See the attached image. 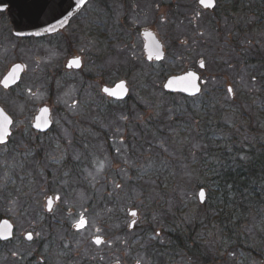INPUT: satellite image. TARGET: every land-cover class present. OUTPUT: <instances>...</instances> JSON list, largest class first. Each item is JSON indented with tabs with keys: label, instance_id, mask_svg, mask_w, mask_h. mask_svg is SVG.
I'll return each instance as SVG.
<instances>
[{
	"label": "rangeland",
	"instance_id": "374dc122",
	"mask_svg": "<svg viewBox=\"0 0 264 264\" xmlns=\"http://www.w3.org/2000/svg\"><path fill=\"white\" fill-rule=\"evenodd\" d=\"M220 2L212 14L197 0H89L61 33L39 42L18 41L8 19L0 17V80L12 65L26 66L14 89L0 87V106L13 119L9 141L0 146V219L14 226L0 264H160L150 247L166 245L165 233L177 221L186 234L196 228L190 246L205 252L208 264H257L240 250L222 248L220 242H230L223 238L226 231H213L214 222L226 217L215 210L219 191L201 181L208 184L207 201L198 203L196 160L204 148H197L180 122L203 117L207 95L222 112L229 103L238 109L245 97L260 95L259 82L238 57L245 49L248 54L260 50L264 57V30L249 34L253 17L242 26L239 15L225 16L232 14L229 3ZM141 30L152 31L163 43L162 62L145 60ZM72 56L82 58L80 71L64 70ZM187 70L200 75L203 96L188 104L162 89L166 77ZM119 81L126 82L129 100L101 93L102 86ZM262 103L252 105L259 110ZM43 105L51 110L53 127L41 135L31 123ZM256 117L262 122L264 112ZM223 122L238 138L236 157L248 162L249 145L259 134L256 121L249 128L233 125L231 116ZM260 140L264 143V134ZM259 188L264 199V180ZM48 197L54 200L51 212L45 210ZM131 210L137 211V221L129 229ZM207 211L211 217L202 226ZM81 221L85 226L77 229ZM260 228L242 227L240 238L254 241ZM26 233L34 236L32 243L24 241ZM94 237L103 239L100 247ZM198 261L178 253L167 264Z\"/></svg>",
	"mask_w": 264,
	"mask_h": 264
},
{
	"label": "trees",
	"instance_id": "16d2710c",
	"mask_svg": "<svg viewBox=\"0 0 264 264\" xmlns=\"http://www.w3.org/2000/svg\"><path fill=\"white\" fill-rule=\"evenodd\" d=\"M230 5V11L225 14L230 17L232 15H239L238 20L242 22V26L247 25L248 21H245L249 16L253 17L251 23L248 24L246 29H249V34L255 31L264 30V0H225ZM220 0H216V7L213 11L209 13H217L219 9ZM240 12L239 14H236ZM173 19H177L175 14H173ZM179 22V20H176ZM181 24V23H179ZM174 24L169 28V33L173 29ZM170 39L172 36L170 35ZM173 44L177 43L174 40L171 41ZM218 43H221V39H218ZM262 46L264 47V39L262 41ZM234 45V43H233ZM237 45H234V49ZM253 48V47H252ZM259 50V49H258ZM260 51V50H259ZM259 51L252 49V54H248L245 50H241L239 55V61L241 65L247 69V71L252 74V78L259 82L260 95L252 94L250 97H245L246 103H241L240 107L237 109L231 107H225V112H222L216 101V99L209 97L208 95L204 97V113L203 117L191 118L184 120L180 118V122L185 123L186 132L193 135V142L196 144L197 148L202 150V154L197 155V172H199L198 178L196 180V187L199 189H205L208 184L213 185L219 191L218 203L220 207L215 210H219L220 214L226 213V217L218 218L216 220L213 231L224 230L227 234L223 235L226 242H220L223 249L228 250L233 248L235 251H242L251 260L256 259L255 263L260 264L264 260V199H262L261 193L259 192V184L262 183L264 175V143H261V137L264 134V130L260 129V124L264 125V117L261 122L256 117V114L260 111L264 112V57L259 54ZM239 52L237 51V54ZM150 75V73H149ZM253 81V80H252ZM165 93V92H164ZM167 94V93H165ZM170 98L180 97L185 100L188 104L198 100V98L203 96H196V98H189L179 94H167ZM127 99V98H126ZM263 100L261 104V109H257V105H252L253 101L257 102ZM129 100V98L127 99ZM234 100V99H233ZM235 102V101H234ZM232 102V103H234ZM120 102H117V104ZM249 109V114L246 113V108ZM234 106V105H233ZM224 116H231L234 119V124L244 125L249 128L250 123L256 121L259 134L255 137L257 140L254 144L249 145V153L252 155L248 162L242 163L236 157L238 138L234 130L228 128L229 125L223 122ZM239 117V119L237 118ZM257 118V120H256ZM199 120V121H198ZM260 121V124H259ZM178 122V121H177ZM180 134L173 136V141L177 142V138ZM171 142V138L168 139ZM206 147V149H205ZM39 156V155H38ZM235 156L232 160L228 157ZM207 175V178L204 176ZM204 179V180H203ZM205 181L208 184L200 185ZM207 201V192L206 200ZM200 204V205H204ZM216 205V206H217ZM214 207V206H213ZM216 208V207H214ZM210 213L207 211L206 217L203 219L202 226L209 222ZM234 221V222H233ZM255 223H254V222ZM198 218L193 219L195 226L197 225ZM260 225V232L256 240L249 243L247 240H242L240 229L242 227H247L251 224ZM181 223L177 221L174 223L167 233L166 245H153L150 247V252L152 251L153 258L155 261L160 262V264H167L170 258H175V254L181 253L186 255L187 258H193L194 261H198L201 264H208L207 255H203L199 249H193L191 244H195L196 228L192 229L190 233L186 234L183 229L180 228ZM223 231V232H224ZM186 236V241L184 237ZM235 242V243H234ZM188 243V245H187ZM231 244V247H230ZM157 257V258H156ZM159 264V263H158Z\"/></svg>",
	"mask_w": 264,
	"mask_h": 264
},
{
	"label": "water",
	"instance_id": "95a60500",
	"mask_svg": "<svg viewBox=\"0 0 264 264\" xmlns=\"http://www.w3.org/2000/svg\"><path fill=\"white\" fill-rule=\"evenodd\" d=\"M87 1L88 0H85L83 4H80L78 3V0H0V11L6 12V16L11 26L12 35L14 37L41 38L54 34L65 28L69 21L83 9V7L87 4ZM197 4L202 10L211 12L216 7V0H211V6H205V4L201 3V0H197ZM140 35L143 40L142 50L145 60L148 63L162 62L165 58V50L163 43L159 40L156 34L149 30H141ZM73 61H78V63H73ZM81 66L82 64L80 59L76 58L69 60L67 69L73 68L74 70H80ZM198 67L203 69L204 63L200 62ZM22 72V65H13L2 78L0 82L1 87L8 89L15 86L19 82ZM189 74L192 75L189 76ZM191 84H194L195 87H191ZM121 85H123V87H120ZM105 89H108L109 91L106 92ZM162 89L165 93L171 95L179 94L189 98L196 97L201 91L200 75L193 70H187L182 73L170 75L163 81ZM228 91L232 97L231 88H228ZM101 93L109 99L123 101L128 97V87L125 81H119L112 86H102ZM109 93H115V95H111ZM0 111H2L0 121L3 120V115H7L11 120V124L8 125L9 135L4 138V142L0 143V145H4L7 143L8 137L11 134L10 127L12 126L13 121L1 107ZM51 126L52 122L50 119V109L47 106L39 108L34 116L32 129L38 133H47L51 129ZM197 199L199 204L205 203V189L198 190ZM53 205V198H46V212H51ZM133 213H135V215H133ZM128 214L130 217H134V220L130 222L129 226V229H132L133 225L137 221V211L131 210ZM5 221L7 224H5ZM84 226L85 222L76 224L77 229H82ZM12 235V224L7 219H1L0 240L7 241L11 239ZM25 239L30 241L32 239V235L30 233L25 234ZM97 241H99V243ZM93 243L95 246L100 247L103 243V239L95 237L93 239Z\"/></svg>",
	"mask_w": 264,
	"mask_h": 264
},
{
	"label": "flooded vegetation",
	"instance_id": "af4514ba",
	"mask_svg": "<svg viewBox=\"0 0 264 264\" xmlns=\"http://www.w3.org/2000/svg\"><path fill=\"white\" fill-rule=\"evenodd\" d=\"M89 1V0H88ZM79 13H81V12H79ZM78 13V14H79ZM0 17H2L4 20H7L8 18H7V16H6V12H2V11H0ZM76 17V16H75ZM75 17H73L71 20H73ZM70 20V21H71ZM69 21V22H70ZM7 22V24H8V27L10 28V31H11V34H12V30H11V26H10V23H9V21L7 20L6 21ZM69 24V23H68ZM68 24H67V26H68ZM66 26V27H67ZM65 27V28H66ZM65 28H63L62 30H60V31H57L56 33H54V34H51V35H48V36H45V37H41V38H34V37H30V38H16V37H14L13 35V37L14 38H16L18 41H20V42H28V41H35V42H39V41H41V40H44V39H46V38H49V37H54L55 35H57V34H59V33H61ZM76 58H79L80 59V61H81V64H82V58L81 57H79V56H72V57H69L68 59H67V61L65 62V64H64V70L65 71H68V72H75V71H80V70H74L73 68H71V69H67V64H68V62H69V60H72V59H76ZM16 64H20V65H22L23 66V72L21 73V76H20V78H19V82L15 85V86H13V87H10V88H8V89H4V88H2L1 87V85H0V87H1V90H4V91H10V90H12V89H14L19 83H20V81H21V79H22V76H23V74L26 72V66H25V64H22V63H16ZM16 64H14V65H16ZM83 65V64H82ZM13 66V65H12ZM11 66V67H12ZM10 67V68H11ZM82 67V66H81ZM9 68V69H10ZM9 71V70H8ZM7 71V72H8ZM6 72V73H7ZM48 77H50L51 79H53L52 78V76H50V75H47ZM4 77V76H3ZM2 77V78H3ZM2 78H1V80H2ZM1 80H0V82H1ZM109 99V98H108ZM43 106H46V105H43ZM43 106H41V107H43ZM1 107V106H0ZM40 107V108H41ZM48 107V106H47ZM2 108V107H1ZM49 108V107H48ZM3 109V108H2ZM39 109V108H38ZM50 109V108H49ZM4 110V109H3ZM5 111V110H4ZM38 111V110H37ZM6 113V112H5ZM37 113V112H36ZM7 114V113H6ZM36 115V114H35ZM34 115V116H35ZM34 116H33V119H34ZM12 119V118H11ZM33 119H32V123H31V129H32V124H33ZM50 119H51V110H50ZM12 121H13V119H12ZM51 122H52V119H51ZM12 126H13V123H12ZM11 126V127H12ZM11 127H10V131H11V134H12V130H11ZM53 127V122H52V126H51V128ZM33 130V129H32ZM34 131V130H33ZM50 131V130H49ZM36 132V131H35ZM38 133V132H37ZM11 134H10V136H11ZM39 134H41V135H44V134H46V133H39ZM10 136L8 137V141H9V138H10ZM8 141H7V143H8ZM6 143V144H7ZM5 145V144H4ZM0 146H3V145H0ZM1 220V219H0ZM10 222V221H9ZM11 223V222H10ZM12 224V223H11ZM13 226V225H12ZM27 234V233H26ZM31 234V233H30ZM32 235V234H31ZM13 238H14V226H13V235H12V237H11V239H9V240H7V241H1L0 240V258H1V248L2 247H4V246H6L7 244H9L12 240H13ZM23 239H24V241L26 242V243H32L33 242V240H34V236L32 235V239L30 240V241H27L26 239H25V235L23 236Z\"/></svg>",
	"mask_w": 264,
	"mask_h": 264
},
{
	"label": "snow or ice",
	"instance_id": "6c2138e0",
	"mask_svg": "<svg viewBox=\"0 0 264 264\" xmlns=\"http://www.w3.org/2000/svg\"><path fill=\"white\" fill-rule=\"evenodd\" d=\"M85 2V0H78V3L83 4ZM202 4H205V6H211V0H201ZM73 63H78V61H73ZM192 74H189V76H191ZM183 79V78H182ZM191 87H195L194 84L190 85ZM120 87H123V85H121ZM187 90V89H185ZM198 90V89H197ZM106 92H108V89H105ZM111 95H115V93H109ZM0 115H2V111H0ZM11 124V120L8 118L7 115H3V120L0 121V143L4 142V138L9 135L8 132V125ZM203 195V194H201ZM133 215H135V213H133ZM83 223V221H82ZM5 224H7V222L5 221ZM31 238V237H29ZM99 243V241H97Z\"/></svg>",
	"mask_w": 264,
	"mask_h": 264
}]
</instances>
